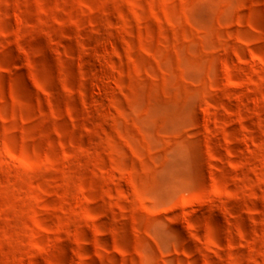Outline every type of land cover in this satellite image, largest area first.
I'll list each match as a JSON object with an SVG mask.
<instances>
[{
  "label": "rangeland",
  "instance_id": "374dc122",
  "mask_svg": "<svg viewBox=\"0 0 264 264\" xmlns=\"http://www.w3.org/2000/svg\"><path fill=\"white\" fill-rule=\"evenodd\" d=\"M0 264H264V0H0Z\"/></svg>",
  "mask_w": 264,
  "mask_h": 264
}]
</instances>
